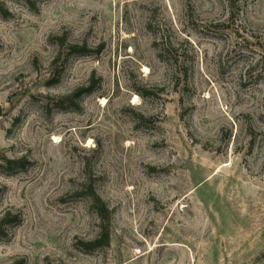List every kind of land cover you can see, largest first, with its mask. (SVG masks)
<instances>
[{
    "label": "rangeland",
    "instance_id": "374dc122",
    "mask_svg": "<svg viewBox=\"0 0 264 264\" xmlns=\"http://www.w3.org/2000/svg\"><path fill=\"white\" fill-rule=\"evenodd\" d=\"M0 264H264V0H0Z\"/></svg>",
    "mask_w": 264,
    "mask_h": 264
},
{
    "label": "trees",
    "instance_id": "16d2710c",
    "mask_svg": "<svg viewBox=\"0 0 264 264\" xmlns=\"http://www.w3.org/2000/svg\"><path fill=\"white\" fill-rule=\"evenodd\" d=\"M5 161L8 165L7 169H9V170L12 169L13 164L15 165L18 162V161H13V160H5ZM99 217L101 219H109L108 211L105 208V206H102L101 212L99 211ZM6 221L7 220L5 218L2 219V223H7ZM108 244H109V232H108V229L105 228V229H103V232L101 233V237L96 242L91 243L90 245L94 248H97V247H101V246H108Z\"/></svg>",
    "mask_w": 264,
    "mask_h": 264
}]
</instances>
